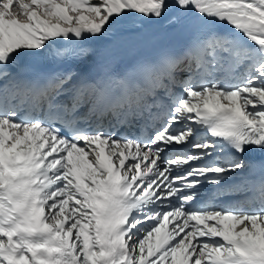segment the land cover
Returning a JSON list of instances; mask_svg holds the SVG:
<instances>
[{
    "label": "snow or ice",
    "instance_id": "obj_1",
    "mask_svg": "<svg viewBox=\"0 0 264 264\" xmlns=\"http://www.w3.org/2000/svg\"><path fill=\"white\" fill-rule=\"evenodd\" d=\"M0 264H264V0H0Z\"/></svg>",
    "mask_w": 264,
    "mask_h": 264
},
{
    "label": "bare ground",
    "instance_id": "obj_2",
    "mask_svg": "<svg viewBox=\"0 0 264 264\" xmlns=\"http://www.w3.org/2000/svg\"><path fill=\"white\" fill-rule=\"evenodd\" d=\"M185 35L179 29L158 26H146L141 31H129L118 33L115 37L106 41L110 45H115V56L119 64L129 62L133 57L139 56L142 53L163 46L162 49L170 47L171 42L184 38Z\"/></svg>",
    "mask_w": 264,
    "mask_h": 264
}]
</instances>
